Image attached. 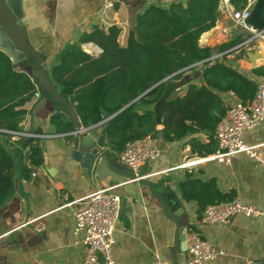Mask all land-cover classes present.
<instances>
[{
  "label": "crops",
  "instance_id": "crops-1",
  "mask_svg": "<svg viewBox=\"0 0 264 264\" xmlns=\"http://www.w3.org/2000/svg\"><path fill=\"white\" fill-rule=\"evenodd\" d=\"M107 1L112 5L105 6ZM170 1L21 0L20 21L25 27L27 41L39 49L42 60L47 63L45 73L50 76V66L58 61L57 54L66 42L78 43L83 51L95 56L100 47L91 41L78 42L82 33L94 25L105 27L114 23L120 27L118 39L123 43L136 12L150 2L166 5ZM248 35H251L249 29L233 26L227 15L218 11L214 25L200 34L198 43L207 46L211 55L222 52L220 57L227 64L255 79L261 74L254 73L253 67L261 66L264 70V29L248 43L241 44ZM233 39L231 46L219 50L221 43ZM249 50L254 53L253 62L246 55ZM16 67L23 69L19 63ZM200 73V62H196L184 71L188 78L174 92L183 94L187 82L199 84ZM36 92L38 96L33 94L23 104L25 114L19 124L23 130L40 128L45 134L40 139L43 160L24 179L19 175L24 160L21 156L17 158L14 189L11 196L0 203V264H71L79 261L83 255L82 233H71L73 211L83 205V196L89 191L112 184L107 177L98 180L92 173L86 175L83 166L72 158L67 132L56 131L48 120L52 112L65 115L66 106L73 109V105L55 102L38 87ZM219 95L226 105L238 99L230 91H222ZM41 96H45V101L35 111L36 121L32 127L31 108ZM104 122L105 119L89 125L90 133L93 137L102 134L103 149L109 157L117 158L116 152L108 148L102 132ZM193 136L207 141L205 134L194 133L166 142L156 132L154 138L160 148L158 156L143 160L133 168V179L114 186L124 193L119 195L118 217L111 232L110 249L116 264H146L156 256L167 264H184L188 253L179 233L188 225L212 243L215 261L264 264V165L241 151L233 153L228 163L196 161L203 155L190 150L188 141ZM240 137L264 159V119L243 129ZM10 140L14 141V138L10 137ZM12 146L16 147L15 144ZM184 161H188L187 164L179 166ZM185 171H191L201 179L214 177L219 190L233 189L242 202L253 205L261 213L254 216L235 213L225 223L200 222L196 202L183 199L177 188ZM134 183L137 184L136 195L132 194ZM165 187L179 199L182 209L179 215L172 214L164 195L159 193Z\"/></svg>",
  "mask_w": 264,
  "mask_h": 264
},
{
  "label": "trees",
  "instance_id": "trees-1",
  "mask_svg": "<svg viewBox=\"0 0 264 264\" xmlns=\"http://www.w3.org/2000/svg\"><path fill=\"white\" fill-rule=\"evenodd\" d=\"M228 1L235 9L245 3ZM218 3L219 0H172L166 5L150 2L134 14L123 43L118 39V25H94L81 34L78 42L91 41L100 47L95 56L83 51L78 43L66 42L57 54L58 61L50 66L49 78L61 97L73 105L78 124L89 126L105 119L102 132L111 152L120 151L126 141L146 134L154 136L156 132L166 142L203 133L207 141L193 136L188 141L190 150L197 155L213 151L214 125L227 107L219 93L230 91L245 101L255 88L253 78L221 57L206 59L210 50L198 43L200 34L214 25ZM261 14L264 19V6ZM233 42L234 39L221 43L219 50ZM197 61L201 65V82H187L183 94L173 90L165 98L158 126L150 104L163 90L165 78H181ZM252 71L264 74L261 66ZM36 89L30 75L17 68L0 49V203L14 189L18 156L24 160L19 169L24 179L43 160L41 137L25 136L13 141L9 133L2 131L21 129L23 104ZM65 115L57 111L49 115L56 131L74 128L69 113ZM30 130L40 132V128ZM177 188L180 196L195 201L199 210L234 196L233 189L219 190L214 177L201 179L191 171H185Z\"/></svg>",
  "mask_w": 264,
  "mask_h": 264
},
{
  "label": "built area",
  "instance_id": "built-area-1",
  "mask_svg": "<svg viewBox=\"0 0 264 264\" xmlns=\"http://www.w3.org/2000/svg\"><path fill=\"white\" fill-rule=\"evenodd\" d=\"M253 1L245 0L244 5L239 9L233 8L228 0H219L218 3V11L224 12L233 26L244 27L251 31V35L242 41L241 44L243 45L260 32L245 21ZM111 5V1L105 3V6ZM222 54V52L210 54L206 59L219 58ZM254 80L255 88L251 97L245 101L237 99L228 104L224 114L216 121L213 129L216 144L214 150L195 159L196 161L205 159L228 163L233 153L241 151L264 165V159L252 149V145H248L240 137L243 129L253 127L264 119V74L257 76ZM33 94L38 96L36 91ZM2 131L9 133L14 140L25 136L43 137L45 135L30 129ZM159 153L160 148L156 145L154 136L146 134L140 138L126 141L123 148L117 151L115 155L118 160L136 168L143 160L156 157ZM187 162H181L179 166H185ZM115 185L116 183H112L89 191L83 196V205L73 211L71 233L75 234L81 231L80 242L83 246V255L79 261L71 264H116L110 249L111 232L120 207V196L112 192V187ZM235 213L254 216L261 212L234 195L229 200L204 205L199 213V221L203 223H225ZM183 234L188 253L184 264H250L249 262L233 260L217 262L214 260L216 251L212 243L202 236L195 227L185 226ZM146 264L167 263L156 256Z\"/></svg>",
  "mask_w": 264,
  "mask_h": 264
},
{
  "label": "water",
  "instance_id": "water-1",
  "mask_svg": "<svg viewBox=\"0 0 264 264\" xmlns=\"http://www.w3.org/2000/svg\"><path fill=\"white\" fill-rule=\"evenodd\" d=\"M263 6L264 0H254L245 19L252 28L259 31L264 29V19L261 14ZM21 14V0H0V49L10 58L12 63H19L22 66L43 93L50 95L55 102L66 104L67 102L61 97L49 76L45 73L47 63L42 60L39 49L34 48L27 41L25 27L20 21ZM238 50L239 53L243 51L242 48ZM246 55L253 62L252 56H254V53L249 50ZM187 78L186 74L179 79H172L168 76L165 78L163 90L157 99L150 104V109L154 114V121L158 126L161 123V108L165 98L171 91L182 85ZM44 101L45 96H41L31 108L32 127L35 126L36 121L35 111ZM65 110L69 113L74 124V128L66 133L69 137L68 143L71 147V155L83 166L86 175L92 173L98 180L101 177H107L112 183H121L135 177L132 175V167L115 157L108 156L107 151L103 149L102 134L93 137L90 133L91 127L79 125L77 116L70 106H66ZM136 186L137 184L134 183L133 195H136ZM112 192L124 195L116 187L112 189ZM159 193L164 195V199L172 210V214L179 215L182 209L175 193L169 187L162 188ZM179 235L184 240L183 231Z\"/></svg>",
  "mask_w": 264,
  "mask_h": 264
},
{
  "label": "bare ground",
  "instance_id": "bare-ground-1",
  "mask_svg": "<svg viewBox=\"0 0 264 264\" xmlns=\"http://www.w3.org/2000/svg\"><path fill=\"white\" fill-rule=\"evenodd\" d=\"M206 34V33H205ZM205 36V35H204ZM206 37V36H205ZM201 40V39H200Z\"/></svg>",
  "mask_w": 264,
  "mask_h": 264
}]
</instances>
